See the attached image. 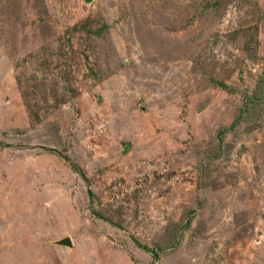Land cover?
Returning a JSON list of instances; mask_svg holds the SVG:
<instances>
[{
	"label": "rangeland",
	"instance_id": "1",
	"mask_svg": "<svg viewBox=\"0 0 264 264\" xmlns=\"http://www.w3.org/2000/svg\"><path fill=\"white\" fill-rule=\"evenodd\" d=\"M263 75L264 0H0V264H264Z\"/></svg>",
	"mask_w": 264,
	"mask_h": 264
},
{
	"label": "trees",
	"instance_id": "2",
	"mask_svg": "<svg viewBox=\"0 0 264 264\" xmlns=\"http://www.w3.org/2000/svg\"><path fill=\"white\" fill-rule=\"evenodd\" d=\"M97 30V29H96ZM95 29H92L91 30V32L94 34H97V33H99L100 34V32H98V31H96ZM261 86V88L258 90V92H255V94H254V96L253 97H250L248 100H250V101H253L254 99H257V98H261V95H264V75H263V78L260 80V85H259V87ZM261 92V93H260ZM248 101H247V103H245V106H243V107H241V113L239 114V118H237L235 121H234V123L233 124H236L237 122H238V120H239V122H240V120L242 119V116H243V118L245 117V114L247 113V108H248ZM74 169H76L78 172H79V168H77V167H75ZM80 173L83 175V173L80 171ZM190 222H191V219H189V221L187 222V226L190 224Z\"/></svg>",
	"mask_w": 264,
	"mask_h": 264
},
{
	"label": "water",
	"instance_id": "3",
	"mask_svg": "<svg viewBox=\"0 0 264 264\" xmlns=\"http://www.w3.org/2000/svg\"><path fill=\"white\" fill-rule=\"evenodd\" d=\"M87 1H90V0H87ZM124 149H125L126 152H128L129 151L128 145H126ZM53 243L54 244H57V245H62V246L64 245V246L69 247V248H72L73 247V242H72V239H71L70 236H66V237L57 239Z\"/></svg>",
	"mask_w": 264,
	"mask_h": 264
},
{
	"label": "flooded vegetation",
	"instance_id": "4",
	"mask_svg": "<svg viewBox=\"0 0 264 264\" xmlns=\"http://www.w3.org/2000/svg\"><path fill=\"white\" fill-rule=\"evenodd\" d=\"M125 150V149H124ZM66 237V236H65ZM63 238V237H62ZM72 239V238H71ZM73 242V241H72ZM59 246H62V245H59ZM64 246V245H63ZM64 247H66V246H64Z\"/></svg>",
	"mask_w": 264,
	"mask_h": 264
},
{
	"label": "crops",
	"instance_id": "5",
	"mask_svg": "<svg viewBox=\"0 0 264 264\" xmlns=\"http://www.w3.org/2000/svg\"><path fill=\"white\" fill-rule=\"evenodd\" d=\"M73 248V247H72Z\"/></svg>",
	"mask_w": 264,
	"mask_h": 264
}]
</instances>
